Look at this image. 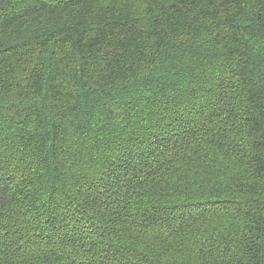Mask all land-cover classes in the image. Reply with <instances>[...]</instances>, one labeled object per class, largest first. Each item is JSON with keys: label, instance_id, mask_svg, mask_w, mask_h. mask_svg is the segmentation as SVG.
Instances as JSON below:
<instances>
[{"label": "trees", "instance_id": "trees-1", "mask_svg": "<svg viewBox=\"0 0 264 264\" xmlns=\"http://www.w3.org/2000/svg\"><path fill=\"white\" fill-rule=\"evenodd\" d=\"M0 264H264V0H0Z\"/></svg>", "mask_w": 264, "mask_h": 264}]
</instances>
